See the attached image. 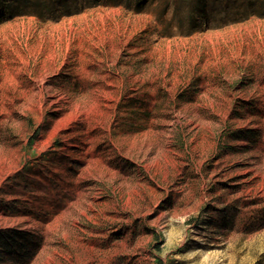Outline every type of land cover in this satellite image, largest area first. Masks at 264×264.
Masks as SVG:
<instances>
[{"label":"rangeland","instance_id":"obj_1","mask_svg":"<svg viewBox=\"0 0 264 264\" xmlns=\"http://www.w3.org/2000/svg\"><path fill=\"white\" fill-rule=\"evenodd\" d=\"M0 157V264H264V0H0Z\"/></svg>","mask_w":264,"mask_h":264},{"label":"bare ground","instance_id":"obj_2","mask_svg":"<svg viewBox=\"0 0 264 264\" xmlns=\"http://www.w3.org/2000/svg\"><path fill=\"white\" fill-rule=\"evenodd\" d=\"M68 50V49H67ZM51 51V50H50ZM56 51V50H55ZM55 53L53 52L50 56V58L48 59L49 62L55 66ZM46 62V61H45ZM48 63V62H47ZM64 64V63H62ZM27 65V64H26ZM57 70V69H56ZM48 72V71H47ZM51 73V71H50ZM48 73H46L45 75L33 80V82H31L30 84L27 83V88L31 89V91H35L39 100H37V114L39 116V121H42L44 118V114L47 111V109L51 108L52 106H56L59 105L61 103V101H63L64 99H66L65 97H60L58 93H54L51 94V92L53 91V87L52 86H47V83H49V79H48ZM12 80V79H11ZM56 81V80H55ZM24 82H26L25 80H20L18 79L16 76L13 78L12 83L13 86L16 88V86H19L21 84H24ZM51 82V81H50ZM54 82V81H53ZM11 83V84H12ZM55 83V82H54ZM111 86V85H110ZM28 91V90H27ZM45 91V92H44ZM109 91V90H108ZM20 92V91H19ZM104 92V91H103ZM25 93V92H24ZM45 93H47V96H44ZM91 93V92H90ZM92 93H96V90H93ZM111 93V92H110ZM104 94V93H103ZM34 95V94H33ZM101 95V94H100ZM102 96V95H101ZM106 96V97H105ZM103 95L104 99L106 101H108V99H110L107 94ZM112 100V99H111ZM110 100V101H111ZM117 102V101H116ZM109 105L110 104H105V108L109 109ZM102 105H100L98 103L97 100H94V102L87 108H84L80 103H75L73 105V108L71 109L70 112L63 114L59 119H57L54 124L53 127V132H52V136L57 135L58 133H60L61 131H67L70 128V125H72L73 123L77 122L80 118H81V122L85 123V124H89L91 122V120L93 119H102L105 120L106 118L108 119V114L105 115L106 113H104L101 110ZM107 109V110H108ZM58 112V111H57ZM11 114V113H10ZM110 116V115H109ZM111 121V120H110ZM106 122V121H105ZM108 122V121H107ZM95 123V122H94ZM105 124V123H104ZM74 126V125H73ZM97 126V125H96ZM101 126V125H100ZM74 128V127H72ZM103 128V127H102ZM95 130V127L93 128ZM109 129V126H108ZM52 130V129H51ZM90 130V129H89ZM78 131V130H77ZM69 132V131H68ZM90 132V131H89ZM69 134V133H67ZM75 134V133H74ZM72 135V134H71ZM101 135V134H100ZM108 135V134H107ZM51 136V135H50ZM96 136V135H95ZM71 139V138H70ZM93 139V138H92ZM95 139V138H94ZM103 139V138H102ZM50 140V139H49ZM67 140V139H66ZM86 140V139H85ZM101 140V139H100ZM64 141V140H63ZM94 143V142H93ZM78 144V143H77ZM81 144V143H80ZM91 144V143H90ZM72 145V144H71ZM67 146V145H66ZM79 146V145H78ZM85 146V145H84ZM93 146V145H92ZM96 146V145H95ZM94 146V147H95ZM70 147V146H69ZM64 148V147H63ZM86 148V147H85ZM67 149V148H66ZM90 150V149H89ZM88 153V152H87ZM3 154V153H2ZM5 154V153H4ZM89 155V154H88ZM7 156V155H6ZM93 156V155H92ZM95 157V156H94ZM1 158V157H0ZM7 159L6 157H2L0 159V166L3 167V164L7 163ZM93 159V158H92ZM80 161V160H79ZM97 161V160H96ZM101 161V160H100ZM88 162V161H86ZM92 164V163H91ZM92 168V167H90ZM1 170V169H0ZM98 170V169H97ZM7 174H11L12 171L11 169L7 170Z\"/></svg>","mask_w":264,"mask_h":264}]
</instances>
